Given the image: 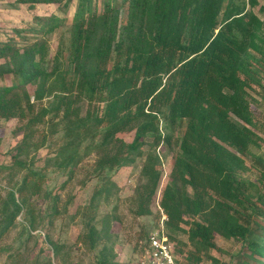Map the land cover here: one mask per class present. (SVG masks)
I'll use <instances>...</instances> for the list:
<instances>
[{"label": "trees", "instance_id": "obj_1", "mask_svg": "<svg viewBox=\"0 0 264 264\" xmlns=\"http://www.w3.org/2000/svg\"><path fill=\"white\" fill-rule=\"evenodd\" d=\"M18 1L31 8L55 4L66 14L34 15L36 27L26 30L41 40L35 50L13 39L0 46V59L21 57L12 84L0 85V118L19 114L27 119L16 131L23 138L14 164L17 172L26 170L18 193L32 197L46 192L43 170L19 157L48 142L46 134L41 140L36 137L38 126L50 116V133L60 131L63 144L43 169H70L74 175L97 153L96 169L102 174L141 159L145 181L137 191L136 213L149 215L163 174L157 150L170 145L182 130L160 200L170 239L175 242L188 233L199 252L217 247L215 234L240 239L246 250L238 264H264V157L252 153L261 135L247 92L264 66V59L253 51H264L262 19L237 0ZM72 7L69 61L62 66L59 55L49 70L43 65L47 36L68 21ZM33 83L38 87L31 94L28 86ZM33 97L39 102L53 97V102L28 117L35 111ZM162 120L168 133L160 129ZM132 129V141L117 136ZM248 156L260 172L259 184L242 176ZM114 186L107 179L93 200L107 198ZM22 201L29 207L30 199ZM22 205L15 191L1 200L0 240L14 226ZM27 212L34 227L32 207ZM186 218L193 220L188 230L183 227ZM103 224L102 230L92 225L82 236L91 249L101 244L103 233L108 236L109 216ZM53 244L54 252H60V245ZM114 259L113 247L105 243L98 263L114 264Z\"/></svg>", "mask_w": 264, "mask_h": 264}, {"label": "rangeland", "instance_id": "obj_2", "mask_svg": "<svg viewBox=\"0 0 264 264\" xmlns=\"http://www.w3.org/2000/svg\"><path fill=\"white\" fill-rule=\"evenodd\" d=\"M237 1L245 2L247 10L256 13L264 23V0H258L255 6H252L249 0ZM74 10L72 7L67 14L68 21L64 25L47 36L49 51L43 65L49 70L59 55L62 66H67L72 50ZM51 13L66 15L55 4L42 3L36 8H31L28 2L0 0V46L13 39L20 46L35 50L41 40L26 29L36 27L34 15ZM260 35L264 39V24ZM259 42L262 43L261 40ZM260 48L264 49V46L260 45ZM253 51L260 59H264V51L260 52V49ZM20 61L21 57L0 59V85L12 84L13 74L17 72L14 70ZM1 75H4V79ZM37 87L38 84L33 83L28 86V90L33 94ZM247 92L257 124L256 129L261 135V144L252 147V153L264 157V66L258 81L249 87ZM52 102L53 97L40 102L33 97L35 111L30 112L28 117L37 114L43 107H50ZM49 118L50 116H47L46 123L38 126L40 131L36 137L41 140L46 134L48 142L37 150L32 148L28 155L19 157L29 167L42 169L45 174L42 185L46 192L32 197L30 194L18 193L26 170L17 172L18 167L14 164L17 147L23 138V135H17L16 131L27 123V119L21 118L19 114L11 118H0V203L9 191H15L18 202L23 204L14 226L0 240V264H99V251L105 243L113 247L114 264H137L140 247L146 235L160 227L165 219L160 200L170 179L182 130L175 133L170 145L159 146L157 151L161 155L160 169L163 173L161 183L151 202V214L138 215L137 191L145 181L141 175L143 160L139 159L132 166L101 174L96 169L99 155L94 153L81 163L74 175H71L70 169L57 167L43 169L48 157L63 144L60 131L56 134L50 133ZM160 129L162 133L169 132L163 120ZM134 135L135 129H132L117 136L132 141ZM246 161L248 169L242 172V176L259 184L260 172L253 166L251 156L246 157ZM3 165L8 167L2 169ZM107 179L116 185L112 187L110 196L105 198L103 195L93 200L94 193L103 187ZM23 198L30 199L29 207L23 203ZM31 207L36 217L34 227L31 226L32 217L27 212ZM55 211L57 212L55 217L51 218ZM106 216L110 217V232L108 236L103 233L101 244L96 249H91L82 241V236L92 225L102 230ZM192 221L186 218L183 227L188 230ZM215 242L216 248L199 252L196 249L197 244L189 238L188 233L183 232L175 241L179 264H238L245 259L246 248L240 239H225L215 234ZM53 243L60 245V252H54Z\"/></svg>", "mask_w": 264, "mask_h": 264}, {"label": "built area", "instance_id": "obj_3", "mask_svg": "<svg viewBox=\"0 0 264 264\" xmlns=\"http://www.w3.org/2000/svg\"><path fill=\"white\" fill-rule=\"evenodd\" d=\"M166 218L142 243L137 264H179L176 244L170 239L165 224Z\"/></svg>", "mask_w": 264, "mask_h": 264}]
</instances>
